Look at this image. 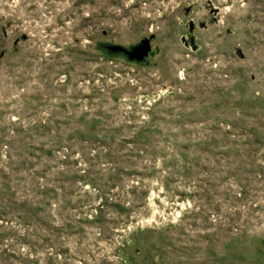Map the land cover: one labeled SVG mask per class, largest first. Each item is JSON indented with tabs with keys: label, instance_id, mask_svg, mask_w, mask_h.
I'll return each mask as SVG.
<instances>
[{
	"label": "rangeland",
	"instance_id": "rangeland-1",
	"mask_svg": "<svg viewBox=\"0 0 264 264\" xmlns=\"http://www.w3.org/2000/svg\"><path fill=\"white\" fill-rule=\"evenodd\" d=\"M0 264H264V0H0Z\"/></svg>",
	"mask_w": 264,
	"mask_h": 264
},
{
	"label": "water",
	"instance_id": "water-1",
	"mask_svg": "<svg viewBox=\"0 0 264 264\" xmlns=\"http://www.w3.org/2000/svg\"><path fill=\"white\" fill-rule=\"evenodd\" d=\"M148 42L146 39H142L140 41V43L136 46H134L133 48H131L130 51H127L123 48H121L120 46H110V49L113 50H122L123 52H125L127 54V56L129 58H141L143 55H145L148 51Z\"/></svg>",
	"mask_w": 264,
	"mask_h": 264
}]
</instances>
